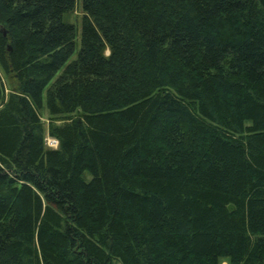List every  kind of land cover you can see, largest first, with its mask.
<instances>
[{
    "label": "trees",
    "instance_id": "16d2710c",
    "mask_svg": "<svg viewBox=\"0 0 264 264\" xmlns=\"http://www.w3.org/2000/svg\"><path fill=\"white\" fill-rule=\"evenodd\" d=\"M79 1L0 0V264H264V0Z\"/></svg>",
    "mask_w": 264,
    "mask_h": 264
},
{
    "label": "rangeland",
    "instance_id": "374dc122",
    "mask_svg": "<svg viewBox=\"0 0 264 264\" xmlns=\"http://www.w3.org/2000/svg\"><path fill=\"white\" fill-rule=\"evenodd\" d=\"M81 12H80V1L75 0V5L73 11L68 15L63 17V21L68 22L70 24L75 25L77 28L79 26V20H80ZM76 42H78V38L76 39ZM73 57V56H72ZM4 79V78H3ZM5 81V80H4ZM44 111H41V121L44 124V128L46 127V119H47V113L45 112V108H43ZM52 139L47 136V134H44V145L48 147V141ZM220 264H227L225 260H221Z\"/></svg>",
    "mask_w": 264,
    "mask_h": 264
},
{
    "label": "built area",
    "instance_id": "2783aa9c",
    "mask_svg": "<svg viewBox=\"0 0 264 264\" xmlns=\"http://www.w3.org/2000/svg\"><path fill=\"white\" fill-rule=\"evenodd\" d=\"M47 145H48V148L55 149L56 148V145H57V142L54 139H50L48 141V144Z\"/></svg>",
    "mask_w": 264,
    "mask_h": 264
},
{
    "label": "water",
    "instance_id": "95a60500",
    "mask_svg": "<svg viewBox=\"0 0 264 264\" xmlns=\"http://www.w3.org/2000/svg\"><path fill=\"white\" fill-rule=\"evenodd\" d=\"M1 33H2V35H4V34H5L3 30H1ZM7 50H9V48H7Z\"/></svg>",
    "mask_w": 264,
    "mask_h": 264
}]
</instances>
